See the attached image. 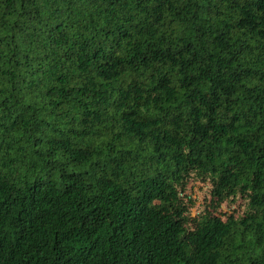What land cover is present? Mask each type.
<instances>
[{
	"label": "trees",
	"instance_id": "trees-1",
	"mask_svg": "<svg viewBox=\"0 0 264 264\" xmlns=\"http://www.w3.org/2000/svg\"><path fill=\"white\" fill-rule=\"evenodd\" d=\"M0 264H264V0H0Z\"/></svg>",
	"mask_w": 264,
	"mask_h": 264
},
{
	"label": "rangeland",
	"instance_id": "rangeland-1",
	"mask_svg": "<svg viewBox=\"0 0 264 264\" xmlns=\"http://www.w3.org/2000/svg\"><path fill=\"white\" fill-rule=\"evenodd\" d=\"M206 192L205 187H200L199 185L191 187L188 196L193 200L192 215L196 216L204 208V195ZM223 211H228L227 208H223Z\"/></svg>",
	"mask_w": 264,
	"mask_h": 264
}]
</instances>
